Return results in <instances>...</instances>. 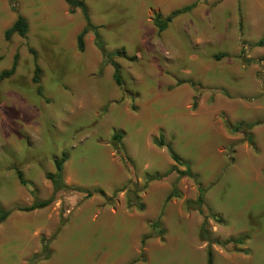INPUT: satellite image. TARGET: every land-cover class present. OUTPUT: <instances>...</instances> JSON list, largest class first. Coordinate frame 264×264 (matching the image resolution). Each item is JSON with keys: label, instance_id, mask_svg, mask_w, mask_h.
<instances>
[{"label": "rangeland", "instance_id": "rangeland-1", "mask_svg": "<svg viewBox=\"0 0 264 264\" xmlns=\"http://www.w3.org/2000/svg\"><path fill=\"white\" fill-rule=\"evenodd\" d=\"M81 1L105 54L120 67L123 89L92 33L84 52L77 50L79 10L70 13L63 0H16L29 31L6 41L16 15L0 0V74L17 55L14 73L0 80V207L34 202L17 171L37 201L53 197L46 208L13 211L0 224V264H206L208 250L212 264H264V185L236 183L238 171L264 162V44L256 45L264 37V0ZM186 7L165 31L154 26L156 14L165 19ZM29 49L37 55L38 85ZM200 97L204 106L194 116ZM239 123L258 125L230 130ZM63 154L61 180L69 189L54 194L45 176L55 174L53 160ZM187 169L196 181L178 174ZM155 175L164 183H144ZM133 181L142 211L126 207ZM197 184L203 215L189 205ZM157 220L162 235L150 228ZM43 242L48 257L36 260Z\"/></svg>", "mask_w": 264, "mask_h": 264}, {"label": "trees", "instance_id": "trees-1", "mask_svg": "<svg viewBox=\"0 0 264 264\" xmlns=\"http://www.w3.org/2000/svg\"><path fill=\"white\" fill-rule=\"evenodd\" d=\"M65 2V4L68 7V11L70 13H73L75 10H79L81 13V16L84 20V27L81 30V32L77 35L76 37V48L80 53L84 52V37L85 35H87L88 33H92L93 34V43L94 46L96 47V49H98L101 54L103 55V61L105 64H108L112 67L113 69V80L114 83L116 84V86L120 89H123V82H122V77H121V71H120V67L119 65L114 62L112 59H110L104 52V48H103V43L101 40V37L99 35V33L97 32V28L93 27L89 18V12H88V8L86 6V4L81 1V0H63ZM8 5L9 8L11 10V12H13L16 15L15 21L13 22V24L4 32V39L6 41H9L11 39L12 36L17 35L20 38H25L26 35L28 34L29 31V25L27 20L18 13V9H17V4H16V0H8ZM191 7H186L183 8L179 11H175L173 12L170 16L166 17L165 19L162 18V16L160 14H156L154 16L153 19V24L154 26L157 28V30L159 32H163L166 30L167 28V24L170 23L172 21V19L180 14L186 13L190 10ZM264 44V37L258 42V44H256L257 46H262ZM29 53L31 54L32 58H33V63H34V75L32 78V82L36 85L39 84V75H40V69L37 65V55L36 52L33 49H29ZM119 55V54H118ZM117 56V55H116ZM224 55H217L215 57V59L219 60L220 58H223ZM16 63H17V55H15L13 57V62L11 65V68L9 71L3 72L0 74V80H3L5 78H9L15 71L16 68ZM39 94L40 93V89H38ZM196 107V102H194V104L192 105V109H195ZM258 125V123H253V124H244V123H239L236 127L232 128L229 127L231 131H235L238 132L239 130H242V128H245L247 131L252 130L254 128V126ZM251 138V136H250ZM113 140L117 143H120L122 140V136L120 134H115L113 136ZM252 143V142H250ZM154 144L158 147H163L164 143L162 141H154ZM171 159L176 163L179 164L180 160L179 158L173 153V151L171 150V148L169 146H166ZM118 150V149H116ZM119 151V150H118ZM67 157L66 155H62L60 158H55L53 160V164H54V168H55V174H47L45 176L46 180L50 181L53 189H54V194L56 192H58L59 190H68L69 188H66L63 184H62V170H63V164L66 162ZM122 161L125 164V166L128 168L129 171H131L133 169L132 163L124 156H122ZM175 169H173V167L169 170L173 171ZM180 176H186L189 177L191 179H193L194 181H196V176H194L189 169H187L184 173H178ZM17 178L19 183L23 186V187H28V191L31 194V196L34 199L33 204L30 207L27 208H13L10 210H4L3 208L0 207V224L3 223L13 211H21V212H32L34 210H39V209H43L46 208L47 206H49L52 202H53V197L47 201H43V202H39L36 200V194L35 191L29 186L28 183H26L23 180L22 174L20 172H16ZM162 177L159 175H155V176H145L144 177V183L147 185L148 183L152 182V181H157L160 180ZM134 190H128L126 192V207L127 208H136L137 210H144V205L141 203L140 197L138 196V191H137V183L136 181L132 182ZM198 186V196L197 199L195 200L194 203H190L189 205L192 208H195L198 210V213L203 215V206H204V197H203V191L200 188L199 184H197ZM73 193H78L79 195H82L84 198H90L92 196V193L90 192H84V191H80V190H73ZM96 194H99L102 198L105 199L106 203H110L111 202V198H107L105 196V194L102 191H97L95 192ZM175 194V186L173 187L171 193L167 196L165 202H168L172 197H174ZM67 211V209H63L62 213L63 215L65 214V212ZM212 219H216V217H211ZM218 223L221 224V221H218ZM64 224V220L62 219L61 223H60V228L63 226ZM150 228L156 232L157 235H162L163 231L162 230H158L160 227V222L159 220L151 222L150 224ZM200 236L204 237L206 236V229H205V224L200 228ZM43 250H42V254L41 256L37 257L36 260L41 259H45L48 257L47 254V242H43ZM207 257H206V264H212V253L210 250L207 251Z\"/></svg>", "mask_w": 264, "mask_h": 264}, {"label": "crops", "instance_id": "crops-1", "mask_svg": "<svg viewBox=\"0 0 264 264\" xmlns=\"http://www.w3.org/2000/svg\"><path fill=\"white\" fill-rule=\"evenodd\" d=\"M180 86H182V85H177V84L175 85V87H180ZM201 93H202V91L200 92V95H201ZM209 98H206L203 101L206 103ZM200 105L201 106H200V110L199 111H194V110L192 111L194 116H196L199 113H201L200 111H201L202 107L204 106V105H202L201 97H200ZM186 108H187V110H190V109L192 110V108H191V106L189 104L186 105ZM176 116L179 117L178 114ZM223 133H224V131H223ZM258 145L259 144H257L256 142L253 143V147H255V149H257L256 152L257 153H260L262 151V149ZM149 148H150V146H149ZM150 150H152V148H150ZM156 154H159L160 156L163 155L164 154V149H161L160 152L157 151ZM168 163H169V167L171 168L172 162H168ZM256 164H257L256 162H253L252 165L249 166V167H247V168H245L243 172L242 171H238L236 183L239 184V185H246L247 182L249 181L248 184H252V183H262V185H264V176H263L264 175V162L262 164H259V163L257 165ZM245 174H248V176H245ZM152 182H155V181H152ZM157 182H162V181L161 180H157ZM162 183H164V182H162ZM166 198H167V196H166ZM166 198H165V200H166ZM164 203H165V201H164ZM137 221H139V220H137ZM152 222H154V221H152ZM139 223H140V221H139ZM133 227L136 228L137 225L132 226V228ZM119 260L120 261H124V260H122V258H120Z\"/></svg>", "mask_w": 264, "mask_h": 264}]
</instances>
